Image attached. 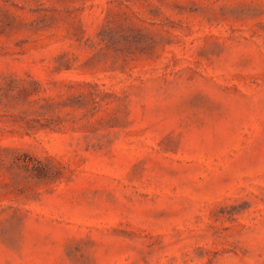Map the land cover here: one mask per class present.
<instances>
[{
	"label": "rangeland",
	"instance_id": "obj_1",
	"mask_svg": "<svg viewBox=\"0 0 264 264\" xmlns=\"http://www.w3.org/2000/svg\"><path fill=\"white\" fill-rule=\"evenodd\" d=\"M0 264H264V0H0Z\"/></svg>",
	"mask_w": 264,
	"mask_h": 264
}]
</instances>
